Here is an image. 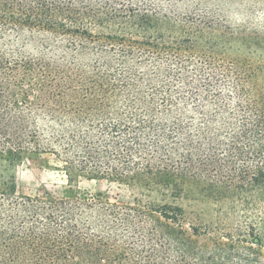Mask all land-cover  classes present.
Listing matches in <instances>:
<instances>
[{"label":"trees","instance_id":"1","mask_svg":"<svg viewBox=\"0 0 264 264\" xmlns=\"http://www.w3.org/2000/svg\"><path fill=\"white\" fill-rule=\"evenodd\" d=\"M193 3L0 0V264H264L263 51Z\"/></svg>","mask_w":264,"mask_h":264},{"label":"rangeland","instance_id":"2","mask_svg":"<svg viewBox=\"0 0 264 264\" xmlns=\"http://www.w3.org/2000/svg\"><path fill=\"white\" fill-rule=\"evenodd\" d=\"M189 1L182 0V4L178 7L180 13H188V11L196 9L193 2L201 1V7L205 11H210L218 18L221 17L231 26L244 27L246 32H256L259 37L257 42L259 43L260 51H263L261 54L264 60V0ZM226 52V56L228 57H232V53H234L232 50H227ZM48 159L50 165H53V158L48 157ZM16 176L18 186L24 193H37L43 189L55 190L57 193H62L66 190L64 174L52 167H40L35 163L25 162L17 168ZM79 187L81 189L92 190L108 189L112 194H117L122 200L130 199L129 191L115 184L108 185L100 181H83Z\"/></svg>","mask_w":264,"mask_h":264}]
</instances>
